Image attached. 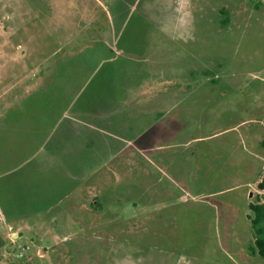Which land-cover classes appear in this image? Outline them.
Returning a JSON list of instances; mask_svg holds the SVG:
<instances>
[{
    "label": "rangeland",
    "instance_id": "rangeland-1",
    "mask_svg": "<svg viewBox=\"0 0 264 264\" xmlns=\"http://www.w3.org/2000/svg\"><path fill=\"white\" fill-rule=\"evenodd\" d=\"M264 0H0V264H264Z\"/></svg>",
    "mask_w": 264,
    "mask_h": 264
},
{
    "label": "trees",
    "instance_id": "trees-1",
    "mask_svg": "<svg viewBox=\"0 0 264 264\" xmlns=\"http://www.w3.org/2000/svg\"><path fill=\"white\" fill-rule=\"evenodd\" d=\"M261 147L264 149V138L261 141ZM249 194L253 199L248 204L246 219L255 233V244L264 261V171L253 182ZM2 245L3 243L0 242V248Z\"/></svg>",
    "mask_w": 264,
    "mask_h": 264
}]
</instances>
